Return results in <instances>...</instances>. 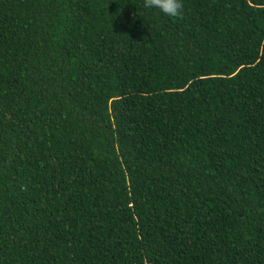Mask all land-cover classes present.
<instances>
[{
	"label": "trees",
	"instance_id": "trees-1",
	"mask_svg": "<svg viewBox=\"0 0 264 264\" xmlns=\"http://www.w3.org/2000/svg\"><path fill=\"white\" fill-rule=\"evenodd\" d=\"M0 0V264H264V0Z\"/></svg>",
	"mask_w": 264,
	"mask_h": 264
},
{
	"label": "clouds",
	"instance_id": "clouds-1",
	"mask_svg": "<svg viewBox=\"0 0 264 264\" xmlns=\"http://www.w3.org/2000/svg\"><path fill=\"white\" fill-rule=\"evenodd\" d=\"M144 7L156 8L170 17H180L184 5L182 0H144Z\"/></svg>",
	"mask_w": 264,
	"mask_h": 264
}]
</instances>
